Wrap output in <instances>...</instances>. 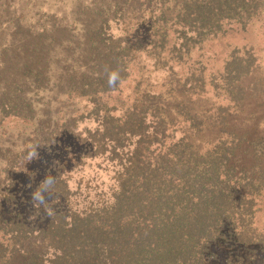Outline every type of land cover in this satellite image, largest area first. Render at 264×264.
<instances>
[{
    "label": "rangeland",
    "instance_id": "obj_1",
    "mask_svg": "<svg viewBox=\"0 0 264 264\" xmlns=\"http://www.w3.org/2000/svg\"><path fill=\"white\" fill-rule=\"evenodd\" d=\"M156 2L0 0V250L8 244L11 223L31 227L34 237L47 224L48 209L61 203L43 186L57 171L70 177L79 209L107 191L113 166L87 158L81 144L86 129L98 126L90 115L96 107L120 116L135 105L149 106L159 108L165 119H176L185 107L203 124L195 134L177 128L179 135L186 134L204 152L232 133L264 139V15L245 30L228 29L193 48L177 63L169 59V48L161 53L151 44ZM236 50H248L256 59L254 71L239 83L245 90L239 104L211 86ZM111 71L120 75L113 88L107 83ZM220 107L224 115L216 113ZM241 159L252 165L250 157ZM255 227L264 237V200ZM210 252L214 258L207 264H264L262 246L231 249L217 243ZM6 262V257L0 260Z\"/></svg>",
    "mask_w": 264,
    "mask_h": 264
},
{
    "label": "trees",
    "instance_id": "obj_2",
    "mask_svg": "<svg viewBox=\"0 0 264 264\" xmlns=\"http://www.w3.org/2000/svg\"><path fill=\"white\" fill-rule=\"evenodd\" d=\"M156 3L151 44L161 53L169 48V59L177 63L193 48L228 29L245 30L264 15V0ZM255 60L248 50L234 51L223 72L212 77L216 94L241 103L245 90L239 83L254 71ZM92 84L83 85L82 93ZM92 101L97 105L96 99ZM216 113L224 115L226 109L220 107ZM90 115L98 126L86 129L81 144L87 158H102L113 166V182L97 203L79 209L70 177L57 171L43 187L61 204L48 209L47 224L37 229L35 237L31 227L11 223L0 260L6 257V264L15 258L24 264H207L217 243L231 249H264V237L255 227L264 200L263 138L250 140L246 134L232 133L204 152L186 135L199 132L203 121L185 107H180L176 119H165L159 108L137 105L120 116L109 110L102 113L99 107ZM177 128L187 133L179 135ZM242 156L250 157V167Z\"/></svg>",
    "mask_w": 264,
    "mask_h": 264
},
{
    "label": "clouds",
    "instance_id": "obj_3",
    "mask_svg": "<svg viewBox=\"0 0 264 264\" xmlns=\"http://www.w3.org/2000/svg\"><path fill=\"white\" fill-rule=\"evenodd\" d=\"M118 81H120V75L118 71H111L108 73L107 83L110 88L117 86ZM32 155H34V153H29V158H31Z\"/></svg>",
    "mask_w": 264,
    "mask_h": 264
}]
</instances>
